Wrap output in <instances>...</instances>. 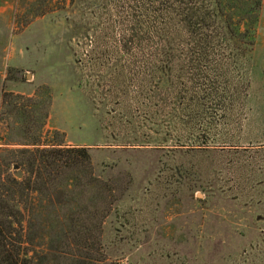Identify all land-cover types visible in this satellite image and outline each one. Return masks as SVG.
<instances>
[{
	"label": "rangeland",
	"instance_id": "rangeland-1",
	"mask_svg": "<svg viewBox=\"0 0 264 264\" xmlns=\"http://www.w3.org/2000/svg\"><path fill=\"white\" fill-rule=\"evenodd\" d=\"M260 4L253 48L226 37L198 63L172 26L197 0H0V174L16 179L25 148L1 97L47 87L41 144L87 148L100 178L131 181L100 264H264Z\"/></svg>",
	"mask_w": 264,
	"mask_h": 264
},
{
	"label": "trees",
	"instance_id": "trees-1",
	"mask_svg": "<svg viewBox=\"0 0 264 264\" xmlns=\"http://www.w3.org/2000/svg\"><path fill=\"white\" fill-rule=\"evenodd\" d=\"M260 2L197 0L201 6L180 8L172 26L180 41L185 40L184 33L191 37L198 63L226 37L233 45L244 42L251 49ZM51 98L47 87L36 97L13 93L1 97L3 112L12 117L8 129L20 134L19 146L25 148L12 160L23 172L22 180L0 174V264L103 263V225L131 183L127 178H100L87 148L63 147L62 140L41 144Z\"/></svg>",
	"mask_w": 264,
	"mask_h": 264
},
{
	"label": "water",
	"instance_id": "water-1",
	"mask_svg": "<svg viewBox=\"0 0 264 264\" xmlns=\"http://www.w3.org/2000/svg\"><path fill=\"white\" fill-rule=\"evenodd\" d=\"M14 170L16 171V179L17 180H22L24 174L22 171L19 170V168L17 166H13Z\"/></svg>",
	"mask_w": 264,
	"mask_h": 264
}]
</instances>
